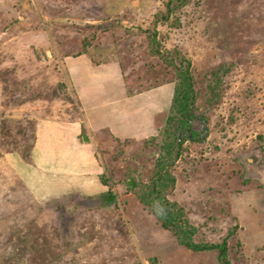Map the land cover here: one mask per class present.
Listing matches in <instances>:
<instances>
[{
	"label": "rangeland",
	"instance_id": "obj_1",
	"mask_svg": "<svg viewBox=\"0 0 264 264\" xmlns=\"http://www.w3.org/2000/svg\"><path fill=\"white\" fill-rule=\"evenodd\" d=\"M167 2L0 0V264H220L179 246L127 186L150 176L147 142L172 96L144 33ZM186 3L157 38L197 86L220 87L200 100V140L172 166L167 198L196 243L226 239L231 264H264V0ZM100 173L107 187L93 189ZM61 175L81 186L56 211L31 185Z\"/></svg>",
	"mask_w": 264,
	"mask_h": 264
},
{
	"label": "trees",
	"instance_id": "obj_2",
	"mask_svg": "<svg viewBox=\"0 0 264 264\" xmlns=\"http://www.w3.org/2000/svg\"><path fill=\"white\" fill-rule=\"evenodd\" d=\"M186 4V0H168L165 4L166 11L158 12L155 15L152 23L153 29L144 31L147 35L149 55L158 58L166 73H170L172 81L169 83L173 87L165 115L164 127L160 131L157 128V133L151 135L147 142V144H154L153 146L156 147V155L152 163L150 176L145 177V184H142V175L140 172H136L131 176L132 186L134 185L131 188L132 190H137L139 187L140 191L138 190L136 194L137 199L156 216L165 229L174 235L179 246L195 253L215 251L220 264H231L227 258L226 239L221 244L196 243L194 241L195 228L189 223L183 208L176 202H170L167 198L175 187V177L171 173L172 166L181 157L186 143L200 140L198 137L199 133L193 127L195 120L204 117L197 113L200 100H205L208 93L214 92L220 87L217 76L210 83L208 81L205 83V80L199 81V86H197V81L190 71V62L181 54L180 49H174L170 52L161 45L157 38L158 34L155 29L157 24H166L170 27L173 25L180 26L179 20L177 18L174 19V16L176 11ZM171 19L172 21H170ZM215 103V101H211L209 105H214ZM204 131H206V128ZM201 139L203 140V137ZM98 175L96 179L99 184H96L97 187L95 186L93 189L102 190V188L107 187V184L103 178V173ZM69 181L70 183H68ZM76 182V180L72 181L69 175L68 177L61 175V181L57 186L53 182H49L37 190L31 185V190L43 205L48 204L46 203L48 200L52 201V198L56 199V203H54V200L53 203L51 201L49 203L57 211L59 205L66 202L67 197L72 195L71 193L77 187L81 186L68 187L69 184ZM100 190H93V194H99ZM80 191L83 190L80 189ZM83 192H86V190ZM109 196L111 202H113V197ZM156 206L163 209L162 213H158L155 210Z\"/></svg>",
	"mask_w": 264,
	"mask_h": 264
},
{
	"label": "water",
	"instance_id": "obj_3",
	"mask_svg": "<svg viewBox=\"0 0 264 264\" xmlns=\"http://www.w3.org/2000/svg\"><path fill=\"white\" fill-rule=\"evenodd\" d=\"M82 140H83V142H86L87 141L86 138H85V136L82 137ZM127 186L132 187V182L129 181L127 183ZM107 200H108V198H104L103 199L104 202H107Z\"/></svg>",
	"mask_w": 264,
	"mask_h": 264
},
{
	"label": "clouds",
	"instance_id": "obj_4",
	"mask_svg": "<svg viewBox=\"0 0 264 264\" xmlns=\"http://www.w3.org/2000/svg\"><path fill=\"white\" fill-rule=\"evenodd\" d=\"M158 213H162L163 209L160 208L159 206H156V209H155Z\"/></svg>",
	"mask_w": 264,
	"mask_h": 264
}]
</instances>
